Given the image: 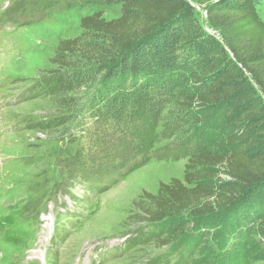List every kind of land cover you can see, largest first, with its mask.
<instances>
[{"label":"rangeland","instance_id":"obj_1","mask_svg":"<svg viewBox=\"0 0 264 264\" xmlns=\"http://www.w3.org/2000/svg\"><path fill=\"white\" fill-rule=\"evenodd\" d=\"M99 10L110 20L120 16L121 5L0 0V264H162L166 259L173 264L177 253L191 264H264V230L254 218L247 216L245 226L233 227L244 199L264 207V184L246 192L229 216L216 212L194 225L186 216L163 222L162 233L176 229L179 237L155 247L147 239L159 228L134 222L135 202L142 190L156 192L160 181L183 179L187 158H160L175 137H158L147 161L140 163L144 156L139 133L145 126L130 118L97 119L92 98L101 87L98 76L64 94L36 88L57 68L50 60L59 40L79 36L81 17ZM257 11L264 19V0ZM187 12L201 35L180 49L187 72L175 77V90L190 92L199 86L191 73H200L212 59V49L219 50L223 61L230 54L208 26L202 6L190 2ZM245 82L244 89L262 97L250 79ZM237 93L224 105L187 108L194 118L205 115L208 122L184 128L212 139V146L223 142L225 132L235 137L244 127L230 121L238 109L222 117ZM180 107L170 103L163 115L171 117ZM163 125L160 122L156 131Z\"/></svg>","mask_w":264,"mask_h":264},{"label":"trees","instance_id":"obj_2","mask_svg":"<svg viewBox=\"0 0 264 264\" xmlns=\"http://www.w3.org/2000/svg\"><path fill=\"white\" fill-rule=\"evenodd\" d=\"M100 1L120 4V16L106 20L99 10L81 17V34L59 40L50 60L57 68L36 88L64 94L98 76L101 87L92 98L97 119L130 118L145 126L139 133L144 156L140 163L147 161L148 150L158 137H175L160 158H187L183 179L160 181L156 192L142 190L135 202L138 213L134 222L159 228V233L147 240H153L155 247L166 246L179 236L176 229L162 233L163 222L186 216L188 224L194 225L216 212L229 216L246 192L264 184V19L257 11L261 0ZM190 2L204 8L208 26L219 35L230 56L223 61L219 50L212 49V59L200 67V73L190 75L199 86L187 92L175 90V77L187 70L185 61H180L182 45L201 35L200 26L187 12ZM246 79L255 84L262 97L244 89ZM239 91L240 96L231 101L222 117L226 119L238 109L230 121L244 127L235 137L225 132L220 136L223 142L212 146V139L199 138L196 131L188 133L190 129L184 128L188 123L208 122L205 115L194 118L192 111H185L187 108L224 105ZM170 103L175 108L181 106L171 112V117L163 115ZM160 122L164 128L157 132ZM247 216L264 230V207L248 205L245 199L233 227L245 226ZM182 258L177 253L173 264H191L190 259L184 262ZM168 262L166 259L162 264Z\"/></svg>","mask_w":264,"mask_h":264}]
</instances>
